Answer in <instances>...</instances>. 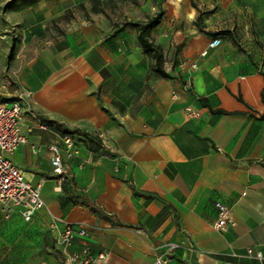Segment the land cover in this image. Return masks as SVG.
I'll use <instances>...</instances> for the list:
<instances>
[{"label": "crops", "instance_id": "0c3cea01", "mask_svg": "<svg viewBox=\"0 0 264 264\" xmlns=\"http://www.w3.org/2000/svg\"><path fill=\"white\" fill-rule=\"evenodd\" d=\"M84 1L0 0V101L25 91L40 115L25 113L28 142L8 155L45 202L30 222L9 217L35 246L28 263L88 247L93 264H264V0H164L152 34L170 78L134 28L83 16ZM65 130L99 144L76 133L61 180L49 145ZM218 201L234 219L224 231ZM53 215L86 234L60 245Z\"/></svg>", "mask_w": 264, "mask_h": 264}, {"label": "built area", "instance_id": "2783aa9c", "mask_svg": "<svg viewBox=\"0 0 264 264\" xmlns=\"http://www.w3.org/2000/svg\"><path fill=\"white\" fill-rule=\"evenodd\" d=\"M222 43L221 37H214L210 40L207 49L202 56L208 54L210 49L216 48ZM28 112L32 119L39 120L40 115L32 109L27 92L22 91L16 98L0 101V213L9 218L13 214L19 215L25 222H30L35 214L45 206L41 195V185L32 184L26 179L22 169L17 166L8 155L13 153L18 146L28 142V136L22 130V123L25 113ZM187 112L191 116H200L199 111L188 107ZM41 129H47L45 123L40 124ZM33 131V128H28ZM78 136L64 133L60 141L49 145L52 154L51 163L55 174L62 176L65 172L63 154L72 155L75 152ZM218 209V220L216 227L220 231L227 229L234 224L231 208L221 202H216ZM50 229L58 232V243L63 246L70 245L76 236H83L86 230L83 227L75 226L62 217L52 216ZM258 255H261L258 253ZM106 253L101 252L97 258H105ZM66 260L71 264H93L96 260L91 254L90 248L84 247L81 251L67 255ZM153 264H163L161 257Z\"/></svg>", "mask_w": 264, "mask_h": 264}, {"label": "rangeland", "instance_id": "374dc122", "mask_svg": "<svg viewBox=\"0 0 264 264\" xmlns=\"http://www.w3.org/2000/svg\"><path fill=\"white\" fill-rule=\"evenodd\" d=\"M159 3L160 0H85L82 5L77 6V10L81 11L83 16L100 15L123 23L127 20L144 19L157 13ZM95 8L98 9L97 12ZM17 47L15 43L7 49L9 57H14ZM24 227L19 221L0 214V264H29L28 260L33 259L37 253L33 243L24 247L23 242L17 241L26 233Z\"/></svg>", "mask_w": 264, "mask_h": 264}, {"label": "trees", "instance_id": "16d2710c", "mask_svg": "<svg viewBox=\"0 0 264 264\" xmlns=\"http://www.w3.org/2000/svg\"><path fill=\"white\" fill-rule=\"evenodd\" d=\"M163 1L164 0H160L159 10L157 13L153 15H149L142 20H127L122 23V27L129 26L136 30L137 40L139 45L143 49V52L146 55H148L152 60V64H151L152 71L163 78H170L171 75L167 72L165 66L166 58L164 51L162 47L155 42L152 34L153 30L161 24L163 17L165 15V12L162 8ZM95 11L97 12L98 9L95 8ZM206 33L214 37H220L219 35L228 34V31L223 30L219 32H206ZM6 100H2V101H6ZM263 100H264V92H263ZM262 118L264 119V115H262ZM65 133H70V134L79 133L88 139L95 140L99 144L98 139L92 136L88 132H79L77 130L75 131L65 130ZM88 206L91 207L94 211L97 210L96 207L91 206L90 204Z\"/></svg>", "mask_w": 264, "mask_h": 264}]
</instances>
